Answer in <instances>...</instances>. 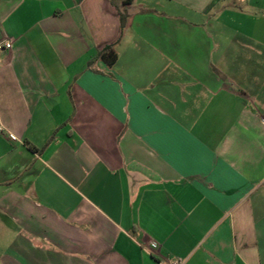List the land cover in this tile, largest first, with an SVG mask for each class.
<instances>
[{
    "label": "crops",
    "instance_id": "1",
    "mask_svg": "<svg viewBox=\"0 0 264 264\" xmlns=\"http://www.w3.org/2000/svg\"><path fill=\"white\" fill-rule=\"evenodd\" d=\"M6 42L0 264H264V0H0Z\"/></svg>",
    "mask_w": 264,
    "mask_h": 264
},
{
    "label": "trees",
    "instance_id": "2",
    "mask_svg": "<svg viewBox=\"0 0 264 264\" xmlns=\"http://www.w3.org/2000/svg\"><path fill=\"white\" fill-rule=\"evenodd\" d=\"M133 0H125V5L132 4ZM122 22H124V17L121 16ZM100 58L109 64V66H114L117 62V54L114 51L113 47H107L102 53L100 54Z\"/></svg>",
    "mask_w": 264,
    "mask_h": 264
},
{
    "label": "built area",
    "instance_id": "3",
    "mask_svg": "<svg viewBox=\"0 0 264 264\" xmlns=\"http://www.w3.org/2000/svg\"><path fill=\"white\" fill-rule=\"evenodd\" d=\"M12 48V45L10 42H6V43H0V52L1 51H8ZM5 132V129L3 127H0V133ZM168 264H183L181 261H174L172 263H168Z\"/></svg>",
    "mask_w": 264,
    "mask_h": 264
}]
</instances>
